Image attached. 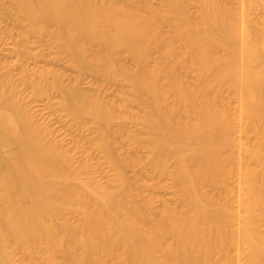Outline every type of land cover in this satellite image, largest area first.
Masks as SVG:
<instances>
[{"label":"bare ground","instance_id":"bare-ground-1","mask_svg":"<svg viewBox=\"0 0 264 264\" xmlns=\"http://www.w3.org/2000/svg\"><path fill=\"white\" fill-rule=\"evenodd\" d=\"M5 1L18 12L16 25L28 21L30 38L55 39L83 71L109 78L118 70L126 73L131 100L149 110L142 120L158 165L166 172L168 162H175L170 174L185 209L170 206L146 228L140 221L145 212L126 205L128 183L112 190L89 180V166L40 127L25 93L44 98L59 92L79 126L90 116L106 127L99 139L104 148L126 105L116 108L83 94L75 83L64 85L55 71L25 68L15 80L7 71L10 64L0 66V264H217L220 257L233 264V248L245 264H264V23L255 26L248 16L252 7L264 10V0H241L238 7L200 0L198 22L172 0L174 38L189 51L185 56L161 32L162 23H173L169 15H140L112 0ZM156 49L162 58L150 67ZM124 55L136 62L134 70L124 65ZM185 65L198 73V86L178 72ZM226 85L238 93L236 112L208 98H219ZM236 128L255 135V143L245 148L233 136ZM242 153L252 167H243ZM234 175L244 187L236 200L239 209L205 190ZM75 204L81 221L58 224ZM166 238L171 243L165 244ZM37 251L45 254L39 262L33 259ZM58 252L64 262L55 258ZM15 254L23 258L15 261Z\"/></svg>","mask_w":264,"mask_h":264},{"label":"rangeland","instance_id":"rangeland-1","mask_svg":"<svg viewBox=\"0 0 264 264\" xmlns=\"http://www.w3.org/2000/svg\"><path fill=\"white\" fill-rule=\"evenodd\" d=\"M112 1H117L130 8L134 7L140 15H149L154 18L169 15L173 23H162L161 32L166 40L174 39L173 45L180 56L188 54L189 51L174 38L175 26L178 23L176 22L177 18L171 14L172 0H135L137 1L135 4L132 3V0ZM179 1L193 21L198 22L202 19L200 0ZM225 1L235 7L241 3V0ZM243 1L253 3L254 0ZM17 13L15 8L5 0L0 5V66L2 68L10 64L9 68L12 69L7 70L9 69L7 67L6 70L11 71L12 76L16 77L15 80L19 79L22 69L28 68L32 72L35 69L39 70L38 67L44 68L60 74V79L65 81L64 85L70 86L69 84L75 83L74 85H77L85 95L100 97L107 105L111 104L116 108L127 106L121 110L119 118L113 122L107 135V148H104L100 145L99 139L102 133H105L106 127L102 128L90 116H86L79 126L64 109L62 104L64 98L59 92H52L51 96L38 98L32 96V91H28L25 93V96H28L26 103L29 105V109L35 112L40 127L51 131L53 138L60 142L64 148L66 147L65 149L72 155H75L78 162H85L89 166V180L104 184L112 190H117L126 181L129 189L126 205L130 207L135 204L145 212L144 218H141L140 221L146 228L155 226L159 214L170 206L180 207V210H184L185 207L179 203L180 189L170 174L175 162L174 160L168 162L166 172L158 165L157 154L150 145L151 136L145 130L142 120L149 110L146 105L137 104L131 100L134 91L128 82L126 73L118 70L112 78H109L102 77L95 71H83L77 65L74 56L56 44L55 39L49 37L40 42L37 38H30L26 31L28 21L23 22L22 26L15 24ZM248 16L255 26L261 27L264 23V10L261 8L252 7ZM54 29L52 28V30ZM33 56L34 59H32ZM35 56H38V60ZM161 58L160 50H153L149 66L153 67ZM123 61L124 65L130 69L134 70L137 66L136 62L128 55L123 56ZM178 72L187 84L194 87L199 85L198 73L191 66H181ZM43 85L46 89L49 88L48 85ZM208 98L220 107L229 104L234 112L239 108L238 93L230 85L224 87L219 98L215 99L211 96ZM96 127H100V131L96 132ZM233 136L241 138L245 148L251 147L256 141L255 135L240 134L237 128ZM234 155L238 157L237 150ZM241 160L245 168L254 165L253 160L244 153L241 154ZM241 186L234 175L219 186L205 185V190L223 202L230 201L235 209H239L236 200L239 193L244 192V187ZM149 206L150 209H148ZM240 208L243 210V207ZM81 217L80 206L75 204L64 216V219L61 218L57 223L63 224L65 220L79 223ZM260 224L261 230L264 232V220ZM163 241L165 244L171 243L169 238ZM230 256L233 264H245L246 262L243 256H238L234 248L230 250ZM44 257L45 254L42 251L33 254V259L38 262ZM14 258L15 261L20 260L23 258V254H15ZM55 258L59 262L65 260L62 252L56 253ZM167 264L176 263L168 262ZM217 264H229V259L220 257Z\"/></svg>","mask_w":264,"mask_h":264}]
</instances>
